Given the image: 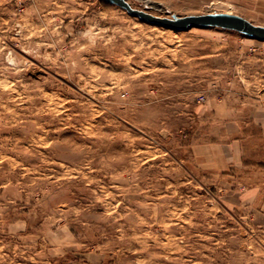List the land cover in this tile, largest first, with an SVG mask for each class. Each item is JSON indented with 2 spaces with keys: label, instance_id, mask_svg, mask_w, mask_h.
Returning <instances> with one entry per match:
<instances>
[{
  "label": "rangeland",
  "instance_id": "374dc122",
  "mask_svg": "<svg viewBox=\"0 0 264 264\" xmlns=\"http://www.w3.org/2000/svg\"><path fill=\"white\" fill-rule=\"evenodd\" d=\"M124 1L264 26V0ZM263 115L262 39L0 0V264H264ZM234 139L253 167H208Z\"/></svg>",
  "mask_w": 264,
  "mask_h": 264
},
{
  "label": "water",
  "instance_id": "95a60500",
  "mask_svg": "<svg viewBox=\"0 0 264 264\" xmlns=\"http://www.w3.org/2000/svg\"><path fill=\"white\" fill-rule=\"evenodd\" d=\"M111 2H116L121 4L122 6L126 7L129 11L132 13H136L137 15L151 19V20H156V21H161V22H166L167 24L171 25H182V26H187L188 24H193V23H206V24H216V25H221L222 27L226 28H231L235 29L241 32H244L246 34H249L252 37H256L259 39L264 40V26L256 25L247 19L237 17V16H223V15H202V16H192L188 17L186 19H182L181 21H172L169 19H161L154 17L152 15L147 14L142 11H137L131 9V7L124 1V0H108Z\"/></svg>",
  "mask_w": 264,
  "mask_h": 264
},
{
  "label": "crops",
  "instance_id": "0c3cea01",
  "mask_svg": "<svg viewBox=\"0 0 264 264\" xmlns=\"http://www.w3.org/2000/svg\"><path fill=\"white\" fill-rule=\"evenodd\" d=\"M254 123L262 125V134L260 136L262 137V142H264V115L262 119L254 120ZM200 147L206 149V151H208L209 157H212V161L208 166L212 170H216L218 172H230L232 168L248 169L253 167V163L252 165H246V163H244V146L242 139H234L232 141L221 142L217 144L212 143Z\"/></svg>",
  "mask_w": 264,
  "mask_h": 264
},
{
  "label": "built area",
  "instance_id": "2783aa9c",
  "mask_svg": "<svg viewBox=\"0 0 264 264\" xmlns=\"http://www.w3.org/2000/svg\"><path fill=\"white\" fill-rule=\"evenodd\" d=\"M204 99H205V96H201V97H200V100H204Z\"/></svg>",
  "mask_w": 264,
  "mask_h": 264
}]
</instances>
